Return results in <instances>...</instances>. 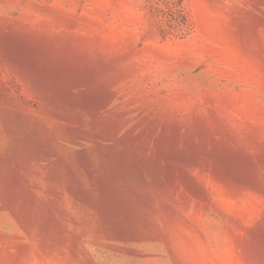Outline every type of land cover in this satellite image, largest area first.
Returning <instances> with one entry per match:
<instances>
[{
  "label": "rangeland",
  "instance_id": "374dc122",
  "mask_svg": "<svg viewBox=\"0 0 264 264\" xmlns=\"http://www.w3.org/2000/svg\"><path fill=\"white\" fill-rule=\"evenodd\" d=\"M0 264H264V0H0Z\"/></svg>",
  "mask_w": 264,
  "mask_h": 264
}]
</instances>
